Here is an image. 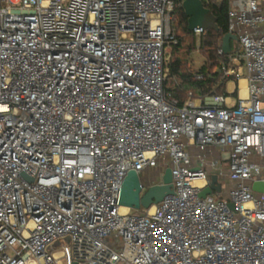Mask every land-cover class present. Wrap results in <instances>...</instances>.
Masks as SVG:
<instances>
[{
  "label": "built area",
  "instance_id": "obj_1",
  "mask_svg": "<svg viewBox=\"0 0 264 264\" xmlns=\"http://www.w3.org/2000/svg\"><path fill=\"white\" fill-rule=\"evenodd\" d=\"M227 1L226 92L180 104L183 0H0V264H264V0ZM147 167L173 192L121 212Z\"/></svg>",
  "mask_w": 264,
  "mask_h": 264
},
{
  "label": "trees",
  "instance_id": "obj_2",
  "mask_svg": "<svg viewBox=\"0 0 264 264\" xmlns=\"http://www.w3.org/2000/svg\"><path fill=\"white\" fill-rule=\"evenodd\" d=\"M206 7H208L215 18V26L206 28L207 39H205L200 47V51L205 56L204 63L198 70H191L188 61V54L186 57L179 55L183 48V39L178 30L181 29L187 36L193 39L194 31L188 28V17L184 12L183 7L176 8L175 27L178 37V42L173 47V59L169 62V76L170 82L166 81L167 88L173 91L178 98L179 103L182 104L188 97V92L191 91L193 96L199 97L214 92H226V85L229 78L223 77L219 71V64L221 60L226 58V54H219L218 43L219 40L228 30V9L229 4L227 0H222L220 3H215L211 0H203ZM194 42V41H193ZM218 67V69H217ZM168 80V79H167ZM236 94V91L234 92Z\"/></svg>",
  "mask_w": 264,
  "mask_h": 264
},
{
  "label": "water",
  "instance_id": "obj_3",
  "mask_svg": "<svg viewBox=\"0 0 264 264\" xmlns=\"http://www.w3.org/2000/svg\"><path fill=\"white\" fill-rule=\"evenodd\" d=\"M182 6L188 17V28L190 30H194L197 27L208 28L203 24L202 13L206 8L203 0H183ZM208 10L210 9L208 8ZM214 27L216 26L214 25ZM236 37L237 36L231 32H226L223 35L222 47L225 52L230 51V40L236 39ZM227 156L228 154L225 153L224 157ZM142 188L143 184L139 174L135 170L129 171L121 187L119 204L139 209L141 206L149 208L153 204L161 201L166 194L173 192L171 168L166 167L164 169L161 175V182L148 186L143 192ZM253 188L255 190L264 191V182L259 180L255 181L253 183ZM214 191H221V185L218 182L216 174L211 175L210 184L201 189L199 195L205 197L207 194H211ZM230 205L233 207L232 203Z\"/></svg>",
  "mask_w": 264,
  "mask_h": 264
},
{
  "label": "rangeland",
  "instance_id": "obj_4",
  "mask_svg": "<svg viewBox=\"0 0 264 264\" xmlns=\"http://www.w3.org/2000/svg\"><path fill=\"white\" fill-rule=\"evenodd\" d=\"M15 1H17V0H15ZM206 1H208V0H206ZM211 1H214L215 3H220L222 0H211ZM16 5H18V3H16ZM202 17H203V24L205 27H212L215 25L214 15L212 14V12L210 10H208V7H206L205 10L203 11ZM179 33L183 39V45H182L183 48L179 52V55L184 58V57H186L185 54L189 53L188 50H191L190 53L187 55L188 61L190 63V69L191 70H198L200 68V66L205 61V56H204L203 52L200 51V47H201L202 42L208 38L207 35H205V34L194 35V37L192 39L191 37L187 36L186 33L181 31V29L178 30V34ZM232 44H234V41L232 42ZM173 48L174 47H172L170 49L169 57L167 60L168 67H169V62L173 59ZM217 69H218V67H217ZM169 72H170V68H169L168 77H167V79H168L167 81L170 82ZM233 96L235 97V95H233ZM158 171H159L158 168H151V167L145 168L141 172L142 183L146 186L151 181L157 179V174H158L157 172ZM228 183L229 182L227 180H225L222 188L226 189L228 186ZM214 194L217 196V192ZM53 245H54L55 249L61 248L60 241L54 242ZM30 264H32V263H30Z\"/></svg>",
  "mask_w": 264,
  "mask_h": 264
},
{
  "label": "bare ground",
  "instance_id": "obj_5",
  "mask_svg": "<svg viewBox=\"0 0 264 264\" xmlns=\"http://www.w3.org/2000/svg\"><path fill=\"white\" fill-rule=\"evenodd\" d=\"M247 92L246 89V80L245 78H241L240 79V94L241 96H245ZM154 207L151 208V210H153ZM121 212H126L128 210V208L126 206H121L120 208ZM32 264H34V262H32Z\"/></svg>",
  "mask_w": 264,
  "mask_h": 264
},
{
  "label": "crops",
  "instance_id": "obj_6",
  "mask_svg": "<svg viewBox=\"0 0 264 264\" xmlns=\"http://www.w3.org/2000/svg\"><path fill=\"white\" fill-rule=\"evenodd\" d=\"M233 41H234V44H235V39H231V40H230V48L234 46V44H232ZM228 87H229V88H233V87H234V83H229V86H228ZM218 153H219V150H214V152H213V156H216ZM157 173H158V174H157V179H156V181L159 182V181H161V173H160V169H159V171H158Z\"/></svg>",
  "mask_w": 264,
  "mask_h": 264
}]
</instances>
